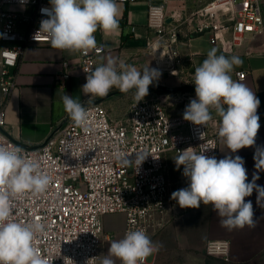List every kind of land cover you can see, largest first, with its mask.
<instances>
[{"label": "built area", "instance_id": "obj_1", "mask_svg": "<svg viewBox=\"0 0 264 264\" xmlns=\"http://www.w3.org/2000/svg\"><path fill=\"white\" fill-rule=\"evenodd\" d=\"M50 7V0H27L26 4L0 0V144L19 145L28 158L38 159L51 177L45 193H28L16 200L13 218L48 225L35 244L49 264H87L95 257L89 264H97L102 245L115 237L114 232L104 230L103 217L122 213L123 237L128 230L137 229L150 235L177 204L171 199L166 153L177 156L193 147L197 152L206 149L205 155L217 158V136L210 132L209 122L197 126L183 119L186 106L195 99V90L163 89L138 103L129 100L116 117L102 102L94 101L88 106L87 132L66 117L58 131L41 144L26 145L11 137L5 120L6 102L16 85L11 70L29 46L51 47L47 36L37 33L40 21L48 18L41 9ZM263 24L260 0H211L188 12L165 3L148 4L146 49L160 72L155 84L165 87L163 74L179 75L176 63L181 37L206 34L221 54L230 56L247 35L260 33ZM104 51L105 47L97 43L86 54L77 51V61L63 59L55 74L60 86L66 85L75 69L90 74ZM236 75L242 80L246 72L239 70ZM187 84L191 83L185 80ZM117 150L133 160L137 152L149 155L138 169L135 164L121 167L115 159ZM229 252L227 239H209L204 246L207 256L223 261L229 260Z\"/></svg>", "mask_w": 264, "mask_h": 264}, {"label": "clouds", "instance_id": "obj_2", "mask_svg": "<svg viewBox=\"0 0 264 264\" xmlns=\"http://www.w3.org/2000/svg\"><path fill=\"white\" fill-rule=\"evenodd\" d=\"M21 2L26 4L27 0ZM50 5L41 9L48 18L40 21L37 33L45 34L54 49L86 54L97 46L94 33L98 29L106 34L119 29L118 0H50ZM217 51L216 48L209 50L207 58L195 69V99L186 106L183 119L206 126L214 110L220 117L219 138L231 153H237L256 145L261 127L257 114L260 100L255 92L230 75L234 67L243 64L240 57L217 55ZM159 76L155 68L148 66L141 71L109 58L86 75L81 90L88 99L81 103L66 94L62 97L64 110L75 126L90 131L88 106L93 105L95 98L108 96L113 88L121 93L135 90L134 99L138 103L148 95L150 85ZM205 151L197 152L196 148L188 147L178 152L174 158L176 168L183 166L182 175L187 178L188 186L174 191L171 199L182 209L211 205L220 217L221 226L229 231L254 228L253 203L245 198L255 191L257 204L264 206L261 203L264 187L256 184L260 178L258 172L264 171V147H256L253 159L257 172L250 181L241 156L226 155L217 159L214 155H205ZM148 155L137 152L133 160L117 150L115 159L121 167L135 164L138 169ZM50 183L51 177L38 159L28 158L19 145L0 144V264H49L35 244L36 237L45 234L48 225L35 219L16 221L13 217L18 198L28 193L43 194ZM160 247L162 245L154 242L143 229L128 230L123 238L110 242L100 264H116L117 260L121 264H147L148 258Z\"/></svg>", "mask_w": 264, "mask_h": 264}, {"label": "crops", "instance_id": "obj_3", "mask_svg": "<svg viewBox=\"0 0 264 264\" xmlns=\"http://www.w3.org/2000/svg\"><path fill=\"white\" fill-rule=\"evenodd\" d=\"M211 0H131L118 2L120 6L119 29L112 33L97 30L95 39L105 47V51L97 57L96 67L113 58L118 63L124 62L135 66L138 70L145 67L155 68L153 58L146 49V37L150 30L146 25L147 7L150 3H165L169 7H181L184 12L209 2ZM264 18V0H260ZM180 50L176 66L179 75L163 74L165 87L155 84L149 87V93L144 99L153 97L161 90L188 89L195 90L194 73L207 53L216 48L217 55L221 52L218 46L209 42L206 34L183 36L178 43ZM233 55L239 56L243 64L234 67L230 73L232 79L249 87L260 100L257 114L260 117V129L256 137V145L246 147L237 153H231L218 136L220 117L212 110V120L209 121L210 132L217 136V159L226 155H239L245 161L249 181L254 172L253 159L256 147H264V24L258 34H249ZM232 56V55H230ZM65 58L77 61L78 53L61 51L47 46H29L18 58L16 66L11 70L15 76L16 85L10 92L5 106L6 128L14 139L26 145H38L52 136L59 129L68 114L64 110L62 97L70 95L73 99L84 103L81 86L86 82V75L79 69L61 87L55 74L61 69ZM244 70V79H238L236 72ZM190 85H184V81ZM134 91L121 93L113 88L109 95L97 97L94 101L102 102L110 111L112 117L125 110L127 102L134 98ZM195 95V92H194ZM56 131V132H57ZM172 153L165 157L166 175L172 192L188 186L187 178L182 175L180 166L176 168ZM257 185L264 187V171L258 172ZM253 203L256 226L243 229L227 230L220 224V217L212 210L211 205L201 204L199 209H182L175 205L174 212L165 214L162 224L149 236L161 244L159 251L148 258L147 264H264V206L257 204V193L246 197ZM264 205V201L261 202ZM106 232H114L115 237L105 241L103 246L108 252L110 242L123 238L124 215L122 213L107 214L103 217ZM209 239H227L230 242L229 260L207 256L204 246ZM116 264H121L119 260Z\"/></svg>", "mask_w": 264, "mask_h": 264}, {"label": "rangeland", "instance_id": "obj_4", "mask_svg": "<svg viewBox=\"0 0 264 264\" xmlns=\"http://www.w3.org/2000/svg\"><path fill=\"white\" fill-rule=\"evenodd\" d=\"M130 100H135V99H134V98H133V99L131 98ZM56 131H57V130H54V131L52 132L51 135H54V134L56 133ZM168 154H171V155H172V152H168V153H166V155H165L164 157H166ZM165 161H166V160H165ZM105 254H107V250H106L105 247L102 245V247H101V255H100V258H99L97 264H100V262H101V260L103 259V256H104Z\"/></svg>", "mask_w": 264, "mask_h": 264}, {"label": "water", "instance_id": "obj_5", "mask_svg": "<svg viewBox=\"0 0 264 264\" xmlns=\"http://www.w3.org/2000/svg\"><path fill=\"white\" fill-rule=\"evenodd\" d=\"M168 21H169V19H168Z\"/></svg>", "mask_w": 264, "mask_h": 264}]
</instances>
